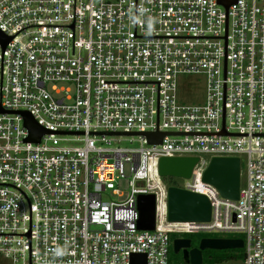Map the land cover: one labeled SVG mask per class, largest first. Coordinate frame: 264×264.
<instances>
[{
    "label": "built area",
    "instance_id": "obj_1",
    "mask_svg": "<svg viewBox=\"0 0 264 264\" xmlns=\"http://www.w3.org/2000/svg\"><path fill=\"white\" fill-rule=\"evenodd\" d=\"M0 37L4 260L170 264L174 239L227 233L244 252L215 264H264V0H0ZM187 76L203 102L187 103ZM22 112L51 133L27 141ZM162 157L199 162L175 185ZM214 157L240 159L238 200L202 181ZM170 186L206 195L211 220L169 222ZM148 194L154 228L140 230Z\"/></svg>",
    "mask_w": 264,
    "mask_h": 264
},
{
    "label": "water",
    "instance_id": "obj_2",
    "mask_svg": "<svg viewBox=\"0 0 264 264\" xmlns=\"http://www.w3.org/2000/svg\"><path fill=\"white\" fill-rule=\"evenodd\" d=\"M228 7L235 0H219ZM6 44L8 38H3ZM24 125L29 131L27 141L38 142L44 134L51 133L39 126L27 112L21 113ZM168 133L154 132L142 134L149 144H159ZM197 157H162L158 161V174L163 178H184L192 176L194 167L198 164ZM202 181L213 186L223 198L238 200L241 186V163L235 157H214L203 174ZM140 230L154 228V196L152 194L137 197ZM212 206L209 198L200 193L176 186L168 187L167 219L169 222H209ZM244 247L241 239L203 238L199 246L192 248L189 238H176L173 241V252L178 254L183 250L182 264H204L205 249H241ZM130 264H146L145 255L134 254Z\"/></svg>",
    "mask_w": 264,
    "mask_h": 264
},
{
    "label": "rangeland",
    "instance_id": "obj_3",
    "mask_svg": "<svg viewBox=\"0 0 264 264\" xmlns=\"http://www.w3.org/2000/svg\"><path fill=\"white\" fill-rule=\"evenodd\" d=\"M182 82L187 85L195 84V89L192 87H189L191 89H187L186 93H182L183 96L187 99L188 104H199L204 101L205 98V85H204V79L202 77L198 76H187L182 78ZM189 91V92H188ZM187 95V96H186ZM125 174L128 173V167H125ZM157 182L160 181L158 176H155ZM165 183L175 184V185H182L185 182V179L183 178H172L170 180L164 179ZM200 185L202 187L208 188L207 185L199 181ZM121 186L118 188L122 195H126L129 192V187L127 185L126 181L120 182ZM111 193L108 192L104 198L108 200H115L118 199L116 195L111 196ZM173 237H179V236H173ZM186 238H189L192 240L193 247H197L200 244V241L203 238H230V237H242L237 234H227V233H201V234H188L185 235ZM172 250V249H171ZM243 249H227V250H218V249H205L203 251V256L206 262H209L210 264L215 263L221 258H228L235 253H243ZM171 264H180L181 263V257L175 254L174 252L170 255ZM0 264H10L8 261L4 260L2 256H0Z\"/></svg>",
    "mask_w": 264,
    "mask_h": 264
},
{
    "label": "flooded vegetation",
    "instance_id": "obj_4",
    "mask_svg": "<svg viewBox=\"0 0 264 264\" xmlns=\"http://www.w3.org/2000/svg\"><path fill=\"white\" fill-rule=\"evenodd\" d=\"M192 248H193V245H192ZM177 255L181 257V260L182 261H181L180 264H182L183 263V250H181ZM204 264H210V263L209 262H206L205 259H204Z\"/></svg>",
    "mask_w": 264,
    "mask_h": 264
},
{
    "label": "trees",
    "instance_id": "obj_5",
    "mask_svg": "<svg viewBox=\"0 0 264 264\" xmlns=\"http://www.w3.org/2000/svg\"><path fill=\"white\" fill-rule=\"evenodd\" d=\"M175 237H173V239H174ZM173 252V249H172V251H171V253ZM225 259H228V258H221V259H219L218 261H216L215 263H217V262H220V261H223V260H225ZM215 263H212V264H215ZM170 264H171V260H170Z\"/></svg>",
    "mask_w": 264,
    "mask_h": 264
},
{
    "label": "bare ground",
    "instance_id": "obj_6",
    "mask_svg": "<svg viewBox=\"0 0 264 264\" xmlns=\"http://www.w3.org/2000/svg\"><path fill=\"white\" fill-rule=\"evenodd\" d=\"M155 179H156V177H155ZM156 182H157V180H156Z\"/></svg>",
    "mask_w": 264,
    "mask_h": 264
}]
</instances>
